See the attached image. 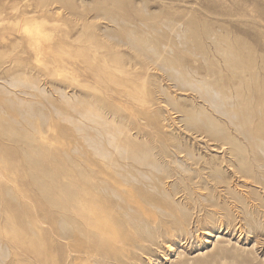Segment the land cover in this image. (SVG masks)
<instances>
[{"label": "rangeland", "instance_id": "rangeland-1", "mask_svg": "<svg viewBox=\"0 0 264 264\" xmlns=\"http://www.w3.org/2000/svg\"><path fill=\"white\" fill-rule=\"evenodd\" d=\"M234 60L264 79V0H0V264H12L17 223L36 219L45 242L62 239L51 202L71 188L77 146L108 171L89 146L105 142L103 117L143 170L120 160L141 180L133 217L156 224L130 226L107 204L118 247L103 263L76 253L79 264H264V96L249 130L242 106L227 112L214 88L227 90L216 78ZM89 103L100 110L78 124L74 106Z\"/></svg>", "mask_w": 264, "mask_h": 264}, {"label": "bare ground", "instance_id": "bare-ground-1", "mask_svg": "<svg viewBox=\"0 0 264 264\" xmlns=\"http://www.w3.org/2000/svg\"><path fill=\"white\" fill-rule=\"evenodd\" d=\"M246 62L241 60L226 62L225 66L222 67V70L229 72L231 71L229 69L232 68V72H231L232 75L228 73L226 74V76L217 75L216 79L217 81H219V83L221 82L223 85L227 87L228 92H226L227 90L223 92L222 89H219L217 87L214 88V90H216L218 93L221 94L222 96L221 100L223 101V103H225L226 106L228 104L231 106V108L227 109V112L229 113L236 112L235 109L239 108L240 106L243 107L245 121H247L248 124L247 130H249V126L253 122V119L252 120L250 119V117L253 116L252 115L253 109H250V107L253 102L256 103V101H259V99L262 100L264 96V86H263L264 79L261 80L255 76L252 75L249 76V74H252L253 72L250 67L251 66L254 67V65L246 64ZM245 70H248V73H245ZM254 85L256 86L255 88ZM260 85H262L261 86L262 88L257 89V87ZM74 107L77 108L76 112L79 116V119L77 121L78 124L84 123L82 119L85 118L86 114H90L91 118H93V116H96L95 113L99 109L93 103H89V107H88L89 109L86 107L81 108L79 105H75ZM261 111H262L261 112L262 116L260 117H262L263 119H259L258 125L255 129L256 134H258L257 128L261 125H264V108H262ZM197 114L200 115L199 119H202L200 112L197 111ZM203 114H204V110H203ZM210 114L212 115V113ZM190 116H192V118H197V116L193 117V114H190ZM105 118L103 117V120L100 123L98 122L95 123L104 128L100 134L103 135L105 142H103L100 148L95 146L93 147L90 144L89 146L92 147L94 156L98 158V160L108 169V171H106L104 167L102 169H95L91 167V166H95L98 163H95L94 160H91L90 156H84V160H82V158L80 157L83 156L84 154L82 152V147L77 146L76 147L78 151L77 154L80 156L77 157L79 160H75L76 168L73 170V172L70 169L73 178V181L71 180L73 182L71 183V188H68V185L66 184H62V185L60 184V186L58 185L59 187L56 190V194H55L57 195L56 196L57 200L56 201L52 200L51 202V206H56L58 209L64 211L62 212V218L59 221L60 230L57 232L58 236H60L62 239L58 240V242H56L55 245L52 246L49 243L45 242L44 240L45 237H43L42 222L38 223L39 221H37L36 219H29V220L27 219L28 221L23 223L20 221L22 224L17 223V225L13 228V232L10 238V254H11L12 264H19V263L58 264L56 260L58 253L56 252L60 251L61 248L63 247L67 248L66 250L67 264H79L78 261L82 259L84 256L81 257V255L79 254L77 255L76 253H84L89 257H94L93 259H95L96 262L99 261L103 263L104 261H106L108 258L111 257V255L108 254L110 252L108 248L117 249L118 247L117 246L118 242L114 241V239L111 237L110 226H108V224L106 223L107 219L115 217L114 214L116 213L115 211L111 213L109 211L111 207H108L107 204H110L111 202L115 203V207H118L120 210H126L125 222L128 225L140 227V224L145 222L147 227L155 228L156 222L151 224L147 222L148 218L142 221L141 215H138L139 217L137 218L139 219H135V217H133L134 211L138 212L137 208L133 206L134 203H138L137 200L138 197L136 198L137 187L135 183L141 181L138 177V174L137 173L133 174L129 169L131 166L134 165L135 157L132 158V157L122 156V152H123L122 150L125 149V145L122 144L123 141H121V138H118V134H117L118 129L117 128H113L112 130L110 129L113 123L117 121L114 118L111 119V121L109 122L112 124L110 125L108 120L106 121ZM211 120H218V119L214 117ZM225 125L227 124L225 123ZM108 129H110V131H108ZM121 132L127 133L129 135L131 129L130 127H127L126 131L121 130ZM79 133L83 139H87L88 141L91 139H96L97 136H100L99 134L96 133L88 134V135L84 134L83 132H79ZM110 133L115 135L114 142L106 141L109 140L107 136ZM220 145L223 146L222 144ZM111 146L115 151L110 149ZM122 158H124L125 160H130V158H132V161L134 160L133 165L132 163L121 162L120 160ZM135 168L136 170L143 172V170L138 169L136 166ZM109 169L113 170V172H109ZM144 184L149 185L150 181L144 182ZM126 185L130 186V188H126L125 187ZM54 188L55 187H52V189ZM142 195L144 196V194ZM51 196L53 195L51 194ZM48 205L50 204L48 203L45 207L49 208ZM155 205L157 207L156 206L153 207L160 209V207L157 204ZM141 209H145V208H141ZM68 210H71L74 213V216H70L66 212ZM72 212L69 213L72 214ZM47 217H48V213H47ZM64 226L69 227V229L65 230ZM78 238L87 241L86 249H84V247L80 248L74 244V241L77 240ZM55 239L57 240L58 238L55 237ZM113 261L114 260H112V263Z\"/></svg>", "mask_w": 264, "mask_h": 264}]
</instances>
